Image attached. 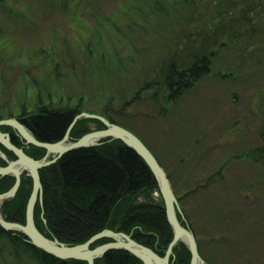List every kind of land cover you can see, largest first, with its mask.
I'll return each mask as SVG.
<instances>
[{
  "label": "trees",
  "instance_id": "trees-1",
  "mask_svg": "<svg viewBox=\"0 0 264 264\" xmlns=\"http://www.w3.org/2000/svg\"><path fill=\"white\" fill-rule=\"evenodd\" d=\"M4 1L0 0V3ZM203 1L207 4L212 3L214 7L202 8L200 4ZM222 1H133L131 13L145 23L139 27L167 44L162 56L165 62L158 61L156 56L151 60V64L155 59L158 63L154 69L155 78L159 75L161 78L164 76L165 81L163 85L155 81L154 88L157 89L150 96L153 105L156 106L160 101L168 104L180 100L201 77L210 73L218 50L230 48L232 44L250 50L251 47L256 46L254 40H264V34L259 26L260 20L264 18V0ZM116 15L117 13L101 16L94 13L96 27L93 32L98 33L99 37L89 38L82 49L84 50L82 54L76 48L74 51L67 48L64 53L53 49L54 54L47 53V50L40 51L39 56L43 57H40L39 66L46 65L49 68L45 78H41L42 84L39 78H27L33 85L32 105H29L27 100H23V103H17L16 110L11 109L10 101L15 98L20 86L17 84V89L15 82L12 83L10 77L3 75L0 120L17 118L37 140L55 143L63 139L77 115L82 112L97 114L135 133L154 153L163 167V162L142 137L140 130L130 123L134 116L126 112L137 102L142 103L139 94L150 88L151 84L146 74L143 77V85L137 82L136 87L129 85L127 89L121 86V91L112 90L104 104L97 109L91 108L92 105L84 91L79 92L75 98L66 90L59 91L55 95L50 90L53 84L60 80L79 77L87 71H91L90 73L94 75L95 69L100 68V56L94 61H91V57L96 50H99L102 59L106 57V53L108 54L102 41L103 36L98 32L103 31L107 36L109 30L105 27L106 24L120 35H131L125 24L118 25L114 21ZM211 18L213 20H210ZM216 21L218 22L215 24ZM147 26L152 30L149 31ZM112 50L115 51L116 48L112 46ZM147 51L151 55L154 50L147 49ZM134 58L135 56H125V59H122L117 56L113 61L109 58L107 66L110 62L118 63L113 71L117 75L130 67L129 62ZM107 69L111 70L109 67ZM21 73L25 77H30L31 72L22 68L19 74ZM28 91L30 89L26 87L25 92ZM131 94H133L132 98H129ZM119 100L125 101L120 107L116 104ZM162 110L164 107L160 112ZM105 128V124L99 119L81 118L71 129L70 139L76 141L87 133ZM0 130L10 133L12 142L23 148L31 157L40 160L46 156V149L27 144L14 128L1 126ZM0 152L5 153L8 160L17 158L2 144H0ZM50 156L52 158V155ZM6 165L7 161L0 155V166ZM166 173L173 187L174 177L171 172ZM216 174L214 176L222 177L221 171ZM40 175L43 196L41 201L37 200L34 218L37 228L46 237L74 246L85 243L105 229H111L129 235L161 256L166 254L174 238V231L168 221L159 183L144 159L122 140L105 138L97 145L71 150L55 163L42 168ZM15 182L16 178L13 175L0 176V193L9 191ZM32 190L33 180L27 172H24L15 197L5 200L1 205V213L5 220L26 223V209ZM175 194L179 201L183 200L182 196L176 192ZM183 210L180 205V210L177 211L178 219L183 226L193 231L200 255L207 264H210L211 261H208L202 252V240L195 233L196 230L190 227L188 214ZM1 238L12 242L13 246L19 245L17 251L30 252V259L38 264H88L86 261L62 260L51 256L29 242L20 231H6L0 226ZM110 241L111 238H101L95 241L91 248ZM95 264L144 263L125 250H110L95 259ZM171 264H191V252L182 241L173 248Z\"/></svg>",
  "mask_w": 264,
  "mask_h": 264
},
{
  "label": "rangeland",
  "instance_id": "rangeland-1",
  "mask_svg": "<svg viewBox=\"0 0 264 264\" xmlns=\"http://www.w3.org/2000/svg\"><path fill=\"white\" fill-rule=\"evenodd\" d=\"M133 1L0 3V100L1 79L6 75L16 88L17 84L20 86L10 101L11 109L16 110L17 103L23 100L32 105L30 79L39 78L42 84L41 78H45L49 68L39 66L43 57L39 56L40 51L54 54L53 49L64 53L67 48H76L82 54L87 40L99 37L93 32L94 13H117L114 21L125 24L131 35H120L106 24L108 35L98 32L108 54L102 59L96 50L91 57L94 61L100 56V68L95 69L94 75L87 71L82 76L60 80L49 86L50 90L54 95L66 90L75 98L84 91L91 108L97 109L112 90L136 87L137 82L143 85L146 74L150 88L139 94L142 103L137 102L126 112L134 116L130 123L140 130L166 172L172 173L173 189L183 198L180 205L188 214L190 227L202 240L205 258L210 264H264V40H254L256 46L250 50L237 44L218 50L210 73L201 77L180 100L168 104L160 101L155 106L150 100L157 89L154 85H163L165 81L164 76L155 78L154 69L156 59L165 62L162 56L167 44L139 27L145 23L131 13ZM200 5L214 7L205 1ZM259 26L264 34V18ZM147 49L154 51L150 55ZM108 56L112 61L117 56L135 58L129 62L130 67L116 75L113 71L118 63L110 62L107 66ZM22 68L31 72L30 77L19 74ZM26 87L29 93L25 92ZM123 102L116 104L120 107ZM218 171L222 177L214 176ZM18 246L1 238L0 264H38L30 259V252L17 251Z\"/></svg>",
  "mask_w": 264,
  "mask_h": 264
},
{
  "label": "water",
  "instance_id": "water-1",
  "mask_svg": "<svg viewBox=\"0 0 264 264\" xmlns=\"http://www.w3.org/2000/svg\"><path fill=\"white\" fill-rule=\"evenodd\" d=\"M81 118H93L101 120L106 128L95 130L85 134L80 139L73 141L70 139V131ZM1 126H10L26 141L27 144H32L47 150V155L37 160L28 155L23 148L18 147L12 142L10 133L0 130V144L11 150L15 155V160H8L5 153L0 152L1 157L7 161L6 166H0V176L13 175L16 178L14 186L5 193H0V226L6 231L22 232L34 246L43 252L62 260H81L88 264H95V259L102 257L110 250H125L132 253L134 256L143 261L144 264H171V256L174 246L179 242H184L191 252V264H206L201 257L199 246L195 234L189 228L183 226L178 219L177 211L180 210L179 200L174 192L171 181L165 169L159 163L154 153L147 145L132 131L127 128L111 123L105 117L82 112L77 115L72 121L68 131L62 140L55 143L41 142L17 119L8 118L0 120ZM111 138L122 140L128 147L135 150L147 163L155 175L159 183L160 192L166 207L168 221L173 228L174 238L171 241L167 252L164 256L157 254L151 248L140 244L132 239L129 235L123 232H115L111 229H105L102 232L94 235L83 244L69 246L58 240H52L46 237L36 226L34 218V210L37 200H42L43 185L41 181L40 170L59 160L65 153L97 145L101 139ZM53 155L49 159V155ZM24 172H27L33 180V190L29 198L26 209V223L20 224L17 222L7 221L1 213L2 203L10 198L15 197ZM112 238L113 241L98 245L91 248V245L101 238Z\"/></svg>",
  "mask_w": 264,
  "mask_h": 264
},
{
  "label": "flooded vegetation",
  "instance_id": "flooded-vegetation-1",
  "mask_svg": "<svg viewBox=\"0 0 264 264\" xmlns=\"http://www.w3.org/2000/svg\"><path fill=\"white\" fill-rule=\"evenodd\" d=\"M47 155V154H46ZM112 239V238H111ZM112 241H113V239H112ZM108 243V242H107ZM207 264V263H206Z\"/></svg>",
  "mask_w": 264,
  "mask_h": 264
}]
</instances>
